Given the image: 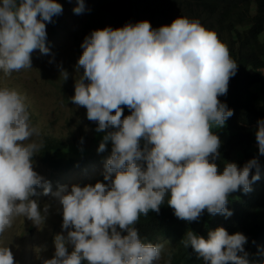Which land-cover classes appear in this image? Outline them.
<instances>
[{
	"label": "clouds",
	"instance_id": "obj_1",
	"mask_svg": "<svg viewBox=\"0 0 264 264\" xmlns=\"http://www.w3.org/2000/svg\"><path fill=\"white\" fill-rule=\"evenodd\" d=\"M62 10L57 0H0L5 76L31 68L33 51L49 54L46 22ZM84 10V0H77L73 11ZM81 47L76 68L83 73L71 100L87 109L97 132L105 133L98 151L112 143L104 182L53 192L33 169L43 140L33 139L41 133L31 124L24 98L0 88V234L17 217L37 227L45 222L50 205L41 210L30 198L40 187L61 206L66 232L55 235L54 255L42 264H158L164 246L143 242L134 227L140 216L159 213L167 198L174 215L187 222L199 220L205 210L230 217L229 195L250 192L261 178L264 119L255 131L258 155L242 167L226 162L218 170L222 142L211 128L224 126L233 115L219 97L227 95L238 64L217 33L199 20L178 17L156 29L147 20L108 26L86 35ZM60 75L67 80L69 73L61 69ZM124 107L130 114L124 115ZM247 242L242 232L229 234L222 226L207 238L189 230L182 239L204 264H252ZM0 264H16L8 246L0 247Z\"/></svg>",
	"mask_w": 264,
	"mask_h": 264
},
{
	"label": "trees",
	"instance_id": "obj_2",
	"mask_svg": "<svg viewBox=\"0 0 264 264\" xmlns=\"http://www.w3.org/2000/svg\"><path fill=\"white\" fill-rule=\"evenodd\" d=\"M98 1L86 10L89 15L84 34L78 39L81 54L85 36L108 26L119 28L127 23L147 20L156 29L170 25L178 17H187L214 30L238 64L235 76L230 78L227 95L219 97L233 110V115L224 126L213 125L211 128L222 142L220 157L216 160L218 170L222 171L226 162H235L242 167L258 155V150L251 152L250 148L257 143V121L264 119V0H155L146 11L139 8L138 0ZM74 37L77 39L78 35ZM81 71L83 73V69ZM253 81L259 83L256 91L250 88ZM128 114L129 109L124 107V115ZM104 134L95 130L97 143L102 141ZM145 143L141 138L140 147L143 148ZM107 144L112 147L111 141ZM41 152V159L53 169H69L84 163L93 154L89 147L67 144L63 140H46ZM259 160L261 178L252 183V190L229 195L227 207L233 213L230 217L211 215L205 210L199 220L187 222L174 215L166 198L159 213L150 211L148 216L141 215L134 225L143 242L153 244L161 238H168L173 243L169 253L173 264H204L191 246L184 247L182 239L189 230L207 238L210 230L222 226L229 234L242 232L248 240L244 247L252 264H264V156H259Z\"/></svg>",
	"mask_w": 264,
	"mask_h": 264
},
{
	"label": "rangeland",
	"instance_id": "obj_3",
	"mask_svg": "<svg viewBox=\"0 0 264 264\" xmlns=\"http://www.w3.org/2000/svg\"><path fill=\"white\" fill-rule=\"evenodd\" d=\"M155 0H138L141 10L151 8ZM98 4V0H84V11L77 14L73 9L77 0H60L62 12L46 22V45L49 54H42L39 49L31 54V68L14 71L5 76L0 70V88L15 90L24 98L31 124L39 128L41 136L33 137L37 142L43 140H63L67 144L75 143L89 147L93 151L84 163L69 169H53L41 159V150L33 157V169L51 184L55 192L60 186H85L104 182V163L111 154L112 147L107 144L105 151L99 152L95 136L96 122L87 118V109L73 104L76 78L82 74V68L77 71L76 65L81 55L78 39L84 34L87 20V8ZM78 35L77 39L74 35ZM263 35V34H262ZM261 35V37H262ZM61 69L67 70L68 79L63 80ZM264 72V69H263ZM87 84L88 81L85 80ZM253 91L259 89V83L253 81L250 85ZM258 150L257 143L250 148L251 152ZM102 158V160L99 159ZM237 157V156H236ZM36 200L41 210L45 204L50 205L49 214L44 223L37 227L27 218L17 217L11 228L0 234V247H9L13 252L16 264H42L44 259L52 258L55 252L54 237L66 232L62 229L61 206L51 194L44 195L38 187L36 195L30 197ZM153 244H162L164 250L158 264H166L173 243L168 238H161ZM69 251L71 246L69 245ZM86 264V262H85ZM171 264L172 261H171Z\"/></svg>",
	"mask_w": 264,
	"mask_h": 264
}]
</instances>
